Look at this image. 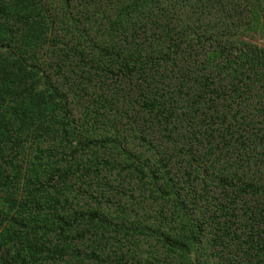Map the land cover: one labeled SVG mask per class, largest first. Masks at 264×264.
Masks as SVG:
<instances>
[{"label": "trees", "instance_id": "1", "mask_svg": "<svg viewBox=\"0 0 264 264\" xmlns=\"http://www.w3.org/2000/svg\"><path fill=\"white\" fill-rule=\"evenodd\" d=\"M264 0H0V264H264Z\"/></svg>", "mask_w": 264, "mask_h": 264}, {"label": "rangeland", "instance_id": "2", "mask_svg": "<svg viewBox=\"0 0 264 264\" xmlns=\"http://www.w3.org/2000/svg\"><path fill=\"white\" fill-rule=\"evenodd\" d=\"M245 40L264 48V36L262 34H251L249 37L245 38Z\"/></svg>", "mask_w": 264, "mask_h": 264}]
</instances>
